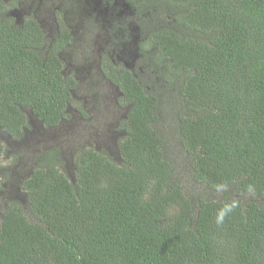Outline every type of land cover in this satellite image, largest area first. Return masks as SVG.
I'll return each mask as SVG.
<instances>
[{"label":"trees","instance_id":"1","mask_svg":"<svg viewBox=\"0 0 264 264\" xmlns=\"http://www.w3.org/2000/svg\"><path fill=\"white\" fill-rule=\"evenodd\" d=\"M128 1L146 74L107 72L131 105L118 155L36 153L17 199L0 173V264H264V0ZM3 8L0 130L20 140L28 111L59 122L72 86Z\"/></svg>","mask_w":264,"mask_h":264},{"label":"flooded vegetation","instance_id":"2","mask_svg":"<svg viewBox=\"0 0 264 264\" xmlns=\"http://www.w3.org/2000/svg\"><path fill=\"white\" fill-rule=\"evenodd\" d=\"M1 1L3 18L20 28L31 22L38 26L44 36L43 47L38 52L55 54L61 75L69 78L72 86L68 90L70 100L59 122L52 126L43 123L44 128L53 129L51 132L34 135L31 147H21L18 142L22 139H11L10 147H15V154L26 148L32 153L28 157L29 168L14 167L18 182L31 175L33 155L39 152L56 148L63 159L69 148L95 147L118 155V151L112 152L124 135L119 130L120 121L126 118L131 105H120L122 93L108 79L107 72L112 66H123L135 77L146 74L140 49L145 35L136 8L128 0ZM118 108L125 109L123 116ZM106 126H112L109 134Z\"/></svg>","mask_w":264,"mask_h":264},{"label":"rangeland","instance_id":"3","mask_svg":"<svg viewBox=\"0 0 264 264\" xmlns=\"http://www.w3.org/2000/svg\"><path fill=\"white\" fill-rule=\"evenodd\" d=\"M142 76V75H141ZM119 109V113H120V115L121 116H123V114H124V112H125V109H123L122 110V108H118ZM110 124V123H109ZM101 126V125H100ZM105 129H107V133L109 134V131H112L113 129H112V126L109 128L108 126H106L105 127ZM3 141L5 142V144L7 145V149H8V151L6 152V154L7 153H9V156H8V159H7V157H6V159L5 160H2L1 161V166L2 167H4V168H1L0 169V173H13L14 171H15V169H14V167L16 166V165H18V166H24V167H26V169L29 167L28 165H27V162L29 161V158H28V155H23V154H19V159H20V163H18V161H17V163H14V164H12V166H11V164H10V161H12L13 159L11 158L12 156H13V154H15L16 153V150H15V147L12 145V147H10V145L12 144V141H11V139H8V138H5V139H3ZM71 141H73V139H71ZM69 144H70V142H69ZM76 144V143H75ZM74 144V145H75ZM21 147H22V145H23V147H25V146H27L26 144H19ZM73 145V146H74ZM70 149V148H69ZM67 150L66 151V154H65V156H64V162L67 164V166L68 167H71V161H70V154H71V151H72V149L73 148H71V150ZM24 151V150H23ZM22 151V152H23ZM20 152V151H19ZM25 153V152H24ZM25 154H28V153H25ZM21 164V165H20ZM15 165V166H14ZM16 183H18V176H17V174L16 175H13L12 177H11V182H9L8 183V185H7V187H6V192H7V194L10 196L9 198H11V199H17V198H23L22 197V195H21V193L18 191V190H16V188L17 187H15V185H16ZM3 200V199H2Z\"/></svg>","mask_w":264,"mask_h":264},{"label":"water","instance_id":"4","mask_svg":"<svg viewBox=\"0 0 264 264\" xmlns=\"http://www.w3.org/2000/svg\"><path fill=\"white\" fill-rule=\"evenodd\" d=\"M28 117H29V125L31 126V129L30 130L28 128L25 129V131H24L25 135L22 138V140L19 141L18 143L19 144H26V145H28V147H31L34 145V138H33L34 135L49 133L53 129L52 128H44L43 122L41 120H39L35 115H33L32 112H30V111H28ZM0 138L2 140L5 138L12 139L6 132H1V130H0ZM116 146L117 145H115L114 151L112 152L114 154H117V147ZM71 153H72V151H71ZM70 157H71V154H70Z\"/></svg>","mask_w":264,"mask_h":264},{"label":"clouds","instance_id":"5","mask_svg":"<svg viewBox=\"0 0 264 264\" xmlns=\"http://www.w3.org/2000/svg\"><path fill=\"white\" fill-rule=\"evenodd\" d=\"M29 127H31L30 125H29ZM28 128V127H27ZM29 129V128H28ZM39 153H41V152H39ZM115 156V155H114ZM29 157V156H28ZM29 168V167H28ZM15 173H12V175H11V177L14 175Z\"/></svg>","mask_w":264,"mask_h":264}]
</instances>
